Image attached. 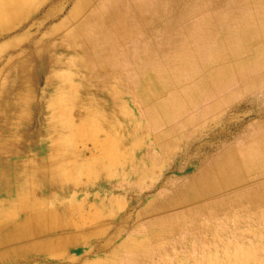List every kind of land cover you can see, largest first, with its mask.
<instances>
[{
  "label": "bare ground",
  "instance_id": "bare-ground-1",
  "mask_svg": "<svg viewBox=\"0 0 264 264\" xmlns=\"http://www.w3.org/2000/svg\"><path fill=\"white\" fill-rule=\"evenodd\" d=\"M169 2L176 18L169 26V48L147 43L142 49L131 43L154 24L150 17L161 11L159 0H0V114L5 123L15 121L8 124L11 138L0 136V264H118V256L124 253L145 264L159 255L162 246L152 247V240L161 241L152 233L148 239L125 240L112 250L111 241L96 242L95 252L111 251L112 255L90 258L92 240L103 237L106 230L77 229L68 218L82 210L69 195L81 183L74 176L79 170L67 165L63 150L82 125L90 135L94 129L101 131L106 140L120 134L116 142L129 147L131 160L141 148L135 142L145 140L146 133L127 115L123 95L135 94L149 126L159 129L182 119L192 124L194 118L184 117L188 111L237 83L238 92L246 91L242 81L264 65V0H190L181 9V1ZM68 7L67 20L52 27ZM133 16H143L137 18L143 31L131 26ZM64 32L58 43L57 34ZM35 40L33 53L22 51V42ZM76 41L83 44L80 50ZM8 51L10 55L2 58ZM87 68L93 69L94 86L83 76ZM36 72L48 78L49 86L37 99L33 95ZM62 106L67 114L59 111ZM217 107L213 104L211 109ZM42 116V131H20L32 118L40 124ZM42 136L52 138L44 159L19 153L8 155L9 161L4 158L6 150L20 146L18 140L33 144ZM5 168L13 170L9 181H3ZM109 172L110 167L105 170ZM43 179L57 196L37 194ZM207 189L195 194L217 191ZM194 199L190 196L186 201ZM113 232L120 234L119 225ZM83 247L88 250L73 253ZM69 252L72 255L66 257Z\"/></svg>",
  "mask_w": 264,
  "mask_h": 264
},
{
  "label": "rangeland",
  "instance_id": "rangeland-1",
  "mask_svg": "<svg viewBox=\"0 0 264 264\" xmlns=\"http://www.w3.org/2000/svg\"><path fill=\"white\" fill-rule=\"evenodd\" d=\"M179 1L181 9L190 0ZM159 2L161 11L150 17L154 24L144 30V34H139L131 45H140L143 49L151 43L169 48V26L176 18L169 0ZM42 11L32 15V19L38 18ZM69 12L68 7L52 27L64 23ZM261 14H264V8H261ZM137 18L143 16L131 18L130 24L134 28L141 27ZM75 26L77 24L71 30ZM143 28L139 30L143 31ZM41 33L40 36L45 31ZM64 34H57V42ZM80 41H76L79 50L83 47ZM35 43L36 40L22 42L20 48L27 54L33 53ZM9 55V51L5 52L2 58ZM42 64H38L39 71H42ZM64 71L68 72L67 69ZM92 71L87 68L83 76L89 85L94 86L90 81ZM74 73L80 71L71 74ZM36 74L35 99L49 91L48 78L40 72ZM62 79L68 82L65 77ZM241 84L246 91L238 92L240 84L237 83L228 92L210 97L188 111L184 117L194 118L192 124L182 119L159 129L149 126L134 100L135 94L123 95L121 98L124 97L129 107L127 115L139 122L137 129H144L146 133L145 140L135 142L141 148L131 160L129 147L116 142L120 134L116 135L118 138L106 140L99 130L94 129L90 135L86 127L80 125L77 128L76 139L66 143L69 145L63 152L68 156L67 165L79 170L74 176L81 188H72L69 195L74 198L70 199L71 203L81 204L82 210L80 213L75 211L68 218L73 219V227L77 229L94 231L102 227L106 230L103 237L92 240L90 258L112 255L111 251L95 252L96 242L103 245V241H111L112 250L125 240L148 239L156 233L161 243L152 240V247L162 246L161 251L145 264H264V65ZM74 85H78L77 82L74 81ZM213 104H219V107L212 110ZM180 108L175 112L178 113ZM58 109L66 112L63 106ZM3 117L0 114V136L11 138L8 124L15 121L11 119L5 123ZM43 117L40 124L32 118L27 125H21L20 131H42ZM51 140L46 136L34 139L33 144L18 140L20 146L6 150L4 158L9 161L8 155L19 153L35 160L44 159ZM108 167L110 172L105 173ZM12 173L11 168H5L3 181ZM47 185L43 179L37 187V194L57 196V192ZM207 188L217 191L207 192ZM201 189L207 190L196 195L195 191ZM190 196L195 199L186 201ZM124 219L128 224H122ZM98 222L101 224L96 225ZM118 225L121 232L115 234L113 231ZM86 248L73 253L80 255L88 250ZM71 255L69 252L66 257ZM128 257L125 253L120 254L118 264L129 261L141 264ZM49 264H66V261Z\"/></svg>",
  "mask_w": 264,
  "mask_h": 264
}]
</instances>
